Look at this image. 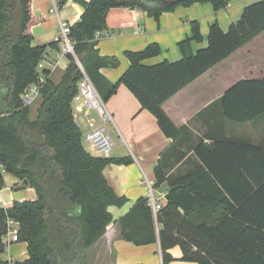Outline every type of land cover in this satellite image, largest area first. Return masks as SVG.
I'll use <instances>...</instances> for the list:
<instances>
[{
    "label": "trees",
    "instance_id": "16d2710c",
    "mask_svg": "<svg viewBox=\"0 0 264 264\" xmlns=\"http://www.w3.org/2000/svg\"><path fill=\"white\" fill-rule=\"evenodd\" d=\"M67 0H57L62 5ZM84 6L71 26L70 37L84 70L107 102L125 85L142 109L157 119L172 139L154 169L155 189L167 186L165 202L154 213L149 197L142 196L118 219L122 237L136 245L160 243L163 264L175 260L170 249L180 246L181 259L199 264H264V136L259 143L225 138L206 144L203 139L186 158L193 166L173 168L184 161L179 152L185 127H178L163 109L170 97L264 32V0L245 7L241 18L224 31L218 22L209 28L208 46L202 42L197 21L192 35L179 43L182 58L154 65L146 59L161 53L157 43L140 51H127L130 66L112 82L103 67H118L115 56L102 55L96 33L108 29L112 8H140L159 20L164 12L195 3H211L215 11L231 0H76ZM34 0H0V187L10 173L37 192L36 200L0 205V254L7 244L2 236L7 220L19 222L18 241L26 242L28 258L0 264H88L87 250L99 241L114 221L110 206L122 207L127 198L110 186L104 167L132 158L92 154L84 146L83 132L73 118L72 100L83 74L77 60L60 81L47 80L41 90L36 117L21 94L38 79L37 64L57 41L34 46L33 29L43 21L33 11ZM218 104L228 121L236 124L264 119V77L241 79L229 87ZM143 264V263H139Z\"/></svg>",
    "mask_w": 264,
    "mask_h": 264
},
{
    "label": "crops",
    "instance_id": "0c3cea01",
    "mask_svg": "<svg viewBox=\"0 0 264 264\" xmlns=\"http://www.w3.org/2000/svg\"><path fill=\"white\" fill-rule=\"evenodd\" d=\"M256 1L258 0H231L225 8L218 11H215L211 3H195L164 12L159 20L140 8H112L107 16L108 29L97 37V48L102 55L117 57L120 64L118 67H103L101 72L112 82L118 81L130 66L125 53L143 50L152 43L159 44L161 53L146 59L145 64L176 62L182 58L178 45L192 35L193 21L199 23L203 36L202 42L192 43L193 50L197 51L208 46L211 24L218 22L221 28L227 31L233 22L241 18L245 7ZM33 11L36 16L43 17V21L33 29L32 43L39 46L56 41L60 32V22L66 21L73 25L83 14L84 6L76 0H67L59 6L57 0H34ZM243 47L163 103L166 114L176 126L185 127L186 133L184 142L179 146V152H186L187 156L184 161L177 163L173 170L178 167L186 170L193 166L186 158L193 156L194 147L201 139L206 144L225 138L249 140L244 136V132L239 130L248 123L239 126L232 124L224 118L218 104L219 99L232 84L247 78L244 75L245 65L226 67V63L235 53L243 51ZM47 51L56 59L58 49L49 48ZM247 52H251L250 48H247ZM58 60L60 67L51 73V79L56 82L60 81L64 70L70 64L69 55ZM61 69L62 72L56 75L55 72ZM253 69L250 70L252 73L255 72ZM107 105L113 116V121L107 123L108 130L116 140L110 157H130L132 162L128 164L111 162L104 167L103 174L108 183L119 196H125L127 202L122 207H109L114 221L108 225L104 236L87 250L88 264H163L160 243L136 245L125 240L118 219L126 214L139 198L149 196L150 187H153L155 182V166L161 153L172 144V139L162 132L156 117L150 111L142 109L138 99L125 85L121 84L118 87L116 93L107 101ZM92 116L97 117L95 113ZM3 177L4 186L0 187L1 206L8 208L15 201L37 199L38 195L33 187H21L22 181L7 172L3 173ZM153 190L164 203L167 186L163 185L157 189L153 187ZM16 244H12L8 250L0 254L1 261L28 258L27 243L23 242L22 246L14 247ZM170 253L175 260L169 264H199L195 261L182 260L180 246L172 247Z\"/></svg>",
    "mask_w": 264,
    "mask_h": 264
},
{
    "label": "built area",
    "instance_id": "2783aa9c",
    "mask_svg": "<svg viewBox=\"0 0 264 264\" xmlns=\"http://www.w3.org/2000/svg\"><path fill=\"white\" fill-rule=\"evenodd\" d=\"M71 24L66 21L60 22V32L56 38L59 43V52L57 55H52L50 52H43L36 71L38 72V79L36 82L29 85L21 94L22 101L25 106H31L35 101L41 97V90L47 80L43 73L48 69L50 73L60 67L58 59L66 55H72L78 63L82 71V78L78 83V91L72 100L73 118L83 132V140L90 145V149L98 156L110 157L111 151L114 147V141L108 130L107 123L113 121V116L108 108L107 102L102 98L96 86L84 70L81 62L75 52V42L70 37ZM101 31L96 33L99 37ZM95 113L97 117L92 116ZM149 203L156 213L162 207L160 197L155 195L153 187H150ZM19 231V222L12 218L7 220V231L2 238L6 244L17 242Z\"/></svg>",
    "mask_w": 264,
    "mask_h": 264
},
{
    "label": "rangeland",
    "instance_id": "374dc122",
    "mask_svg": "<svg viewBox=\"0 0 264 264\" xmlns=\"http://www.w3.org/2000/svg\"><path fill=\"white\" fill-rule=\"evenodd\" d=\"M249 46V47H248ZM243 51L235 53L233 58L226 63V67L228 68H233L234 65H245L246 69L244 68V75L247 78H263L264 77V32H262L260 35L255 37L253 41L247 47H243ZM247 48H250L251 52H247ZM64 64H62L63 68ZM251 68H254L255 72H251ZM62 72V69L59 72H55L56 75L60 74ZM54 73V74H55ZM253 74V75H252ZM55 76V75H54ZM57 77V76H56ZM41 101V97L38 98L35 103H33L30 108H31V117L35 118L36 115V109L38 108L39 104ZM232 123V122H231ZM237 126L243 125V124H236L232 123ZM108 129H109V124H108ZM240 131L244 132V136L248 137L249 140L252 141H260L262 137L264 136V119H261L258 122L255 123H248L247 125H243L239 129ZM112 139L115 142V136L112 134ZM85 143L86 149L92 152L90 149V145L83 141ZM113 151V149H112ZM111 151V153H112ZM1 169V168H0ZM155 195L157 196L158 194L155 192ZM17 243L14 245V247H20L22 246V241L18 242H13L10 244H7L6 250H8L12 244ZM17 251V250H15Z\"/></svg>",
    "mask_w": 264,
    "mask_h": 264
},
{
    "label": "water",
    "instance_id": "95a60500",
    "mask_svg": "<svg viewBox=\"0 0 264 264\" xmlns=\"http://www.w3.org/2000/svg\"><path fill=\"white\" fill-rule=\"evenodd\" d=\"M77 64H78V63H77ZM21 187H29V185H28V181H27L26 179L22 181V183H21Z\"/></svg>",
    "mask_w": 264,
    "mask_h": 264
}]
</instances>
